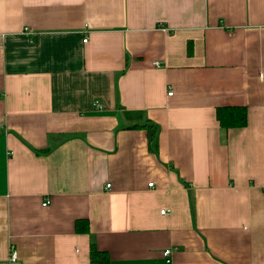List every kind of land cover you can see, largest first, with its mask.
<instances>
[{
    "label": "crops",
    "instance_id": "crops-1",
    "mask_svg": "<svg viewBox=\"0 0 264 264\" xmlns=\"http://www.w3.org/2000/svg\"><path fill=\"white\" fill-rule=\"evenodd\" d=\"M90 242L264 264V0H0V264H90Z\"/></svg>",
    "mask_w": 264,
    "mask_h": 264
},
{
    "label": "trees",
    "instance_id": "trees-1",
    "mask_svg": "<svg viewBox=\"0 0 264 264\" xmlns=\"http://www.w3.org/2000/svg\"><path fill=\"white\" fill-rule=\"evenodd\" d=\"M216 118L220 127L226 130L230 127H241L246 124V107L244 106H219L216 108ZM147 128L148 141L150 145L157 146L156 134L158 127L152 122H145ZM87 222L77 221L76 228L80 230ZM84 230V229H83ZM90 264H108V256L98 250L93 242H90L89 248Z\"/></svg>",
    "mask_w": 264,
    "mask_h": 264
},
{
    "label": "built area",
    "instance_id": "built-area-1",
    "mask_svg": "<svg viewBox=\"0 0 264 264\" xmlns=\"http://www.w3.org/2000/svg\"><path fill=\"white\" fill-rule=\"evenodd\" d=\"M82 40L83 41H86L87 40V37H84ZM153 63L155 65H158V62L157 61H154ZM171 93H172V91H169L168 92V94H171ZM95 106H97L98 108H100L101 107V104L98 103V102H95ZM151 185H152V182H149L148 183V186H151ZM106 187L109 188L110 187V183H107L106 184ZM46 203H47V201H44V202H42V205H45ZM160 212H164V209H161ZM171 253H172L171 247L165 248L163 250V252H162V254H163L164 258H165V261L167 263H170L171 262ZM16 258H17V253H16L15 250H12L11 251V254H10V260L14 261V260H16Z\"/></svg>",
    "mask_w": 264,
    "mask_h": 264
}]
</instances>
